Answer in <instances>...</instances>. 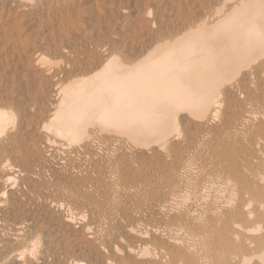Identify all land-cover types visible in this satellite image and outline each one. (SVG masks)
I'll use <instances>...</instances> for the list:
<instances>
[{"label": "bare ground", "instance_id": "bare-ground-1", "mask_svg": "<svg viewBox=\"0 0 264 264\" xmlns=\"http://www.w3.org/2000/svg\"><path fill=\"white\" fill-rule=\"evenodd\" d=\"M97 6V0H0V70L43 67L36 49L43 39H52L59 54L85 48L84 38L53 32L74 33L69 29L79 30L80 17ZM191 6L201 14L178 20L177 31L127 62L111 52L76 77H46L52 98L36 116L0 106V168L9 165V152L19 154L29 130L52 159L74 153L77 160L90 145L113 147L100 159L109 166L102 177L110 197L130 192L147 204L122 227L134 243L119 246L118 235L102 242V221L79 237L111 252L105 264H264V0H191ZM21 56L33 63L15 64ZM235 98L238 105L229 101ZM189 127L198 129L191 138L183 130ZM215 129L229 149L213 138ZM124 146L147 159L176 153L168 181L154 192L118 186L121 171L111 167ZM122 254L132 258L117 262Z\"/></svg>", "mask_w": 264, "mask_h": 264}, {"label": "rangeland", "instance_id": "rangeland-1", "mask_svg": "<svg viewBox=\"0 0 264 264\" xmlns=\"http://www.w3.org/2000/svg\"><path fill=\"white\" fill-rule=\"evenodd\" d=\"M97 4L80 17L84 25L79 30L71 27L74 33H68L59 27L53 32V38L71 34L84 38L85 48L71 47L75 52L59 54L54 52L52 39H43L36 47L46 60L43 67L23 71L12 64L9 70H0V106L14 105L24 116L34 117L52 98L46 77L55 74L54 78L62 81L76 77L111 52L127 62L149 43L177 31L181 26L178 20L201 14L197 6H191V0H97ZM146 14L151 22L144 25ZM48 33L50 30L31 38L37 40ZM17 62L27 65L30 58L16 57L14 63ZM48 67L46 74L44 69ZM235 99L229 101L238 105ZM220 116L226 119L230 114L222 110ZM183 130L189 138L198 132L196 127ZM211 134L215 140L222 136L219 129ZM35 137L29 130L21 139L19 154L9 152L5 158L9 165L0 168V264H105L104 257H111V252L100 251L90 240L78 242L99 221L103 225L102 242L108 245L118 235L122 239L119 246L134 243L122 227L124 223H134L133 210L147 203L130 192L115 200L110 197L111 184L102 177L109 166L104 167L100 159L113 147L100 151L97 145H90L77 160H72L74 153L58 154V159H52L53 151ZM221 144L229 149V141L221 140ZM122 150L124 157H119L111 170L121 171L118 186H132L137 191L154 192L163 186L168 181V170L177 162L176 153L164 160L131 155L125 146ZM98 152L99 157L93 154ZM213 160L219 162L217 158ZM107 215L109 219L104 218ZM143 220L152 219L146 215ZM148 240L151 243L152 237L148 236ZM127 258L132 257L122 254L116 261Z\"/></svg>", "mask_w": 264, "mask_h": 264}]
</instances>
